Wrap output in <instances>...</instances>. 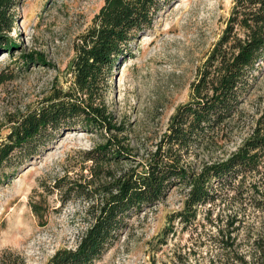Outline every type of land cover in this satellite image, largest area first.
<instances>
[{
	"label": "rangeland",
	"instance_id": "rangeland-1",
	"mask_svg": "<svg viewBox=\"0 0 264 264\" xmlns=\"http://www.w3.org/2000/svg\"><path fill=\"white\" fill-rule=\"evenodd\" d=\"M104 0H18L8 36L15 44L0 50V143L12 121L57 89L72 88L75 43L91 26ZM151 28L129 44L108 81L104 101L117 126L128 131L132 160L155 150L176 108L189 101L190 85L221 38L234 0H163ZM32 55L40 62L26 64ZM253 86L214 147L197 151V169L234 153L252 132L264 131V62ZM75 129L54 137L16 172L0 177V257L14 253L25 264H47L59 249H74L89 226L84 203L66 202L56 180L86 176L81 152L104 142L100 134ZM264 155V152H261ZM145 158V156H144ZM9 173L8 171L5 172ZM213 204L197 207L191 228L173 222L174 233L156 248L168 216L184 207L186 190L174 187L162 202L127 221L114 246L93 264H170L181 255L186 264H264V166L230 185L214 186ZM43 209L39 220L30 202Z\"/></svg>",
	"mask_w": 264,
	"mask_h": 264
},
{
	"label": "trees",
	"instance_id": "trees-1",
	"mask_svg": "<svg viewBox=\"0 0 264 264\" xmlns=\"http://www.w3.org/2000/svg\"><path fill=\"white\" fill-rule=\"evenodd\" d=\"M17 3L0 0L1 51L16 48L8 33ZM163 6V0H104L91 26L75 43L72 88L57 89L20 114L0 143V177L6 178L62 132L80 129L100 134L104 140L81 152L82 163H89L82 167L87 175L81 181L63 177L55 181L54 188L64 191L66 202L76 198L84 203L89 226L74 249L55 251L47 264H93L114 246L129 219L162 202L172 188L182 187L184 207L168 216V225L157 238L156 248L166 245L174 233V221L191 228L197 207L218 199L214 186H228L264 166V131L259 127L226 158L203 162L198 169L196 161H188L226 136L228 121L239 113L253 86L264 62V0H234L221 38L190 85L189 101L176 108L154 151L143 154L141 163L122 166L132 160L134 149L128 131L115 124L104 94L116 63L127 57L130 42L151 28ZM25 62L40 60L28 55ZM11 79V74L1 73L0 85ZM30 208L42 220L41 206L31 201ZM0 264H25V260L4 252ZM170 264L186 262L178 254Z\"/></svg>",
	"mask_w": 264,
	"mask_h": 264
}]
</instances>
